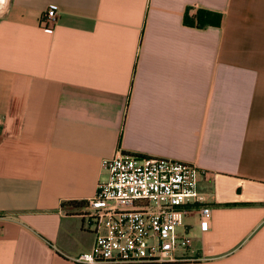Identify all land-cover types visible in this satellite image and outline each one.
I'll list each match as a JSON object with an SVG mask.
<instances>
[{"label":"crops","instance_id":"crops-1","mask_svg":"<svg viewBox=\"0 0 264 264\" xmlns=\"http://www.w3.org/2000/svg\"><path fill=\"white\" fill-rule=\"evenodd\" d=\"M197 9L221 25L190 26ZM118 151L205 171L210 227L194 210L189 258L163 264H264V0H8L0 264H84L94 234L74 202Z\"/></svg>","mask_w":264,"mask_h":264},{"label":"built area","instance_id":"built-area-1","mask_svg":"<svg viewBox=\"0 0 264 264\" xmlns=\"http://www.w3.org/2000/svg\"><path fill=\"white\" fill-rule=\"evenodd\" d=\"M57 8L49 7L40 24L53 31ZM107 172L78 215L94 243L75 261L84 264H163L189 258L192 239L185 218L199 213L202 230L210 227L212 208L198 181L205 171L167 157L118 151L102 162Z\"/></svg>","mask_w":264,"mask_h":264},{"label":"trees","instance_id":"trees-1","mask_svg":"<svg viewBox=\"0 0 264 264\" xmlns=\"http://www.w3.org/2000/svg\"><path fill=\"white\" fill-rule=\"evenodd\" d=\"M222 19V14L207 9H197L194 14L189 12L185 14V20L190 26L198 28H203L208 25L219 26L222 23ZM84 204V201L74 202V205L77 207Z\"/></svg>","mask_w":264,"mask_h":264},{"label":"bare ground","instance_id":"bare-ground-1","mask_svg":"<svg viewBox=\"0 0 264 264\" xmlns=\"http://www.w3.org/2000/svg\"><path fill=\"white\" fill-rule=\"evenodd\" d=\"M8 0H0V12L5 8Z\"/></svg>","mask_w":264,"mask_h":264}]
</instances>
